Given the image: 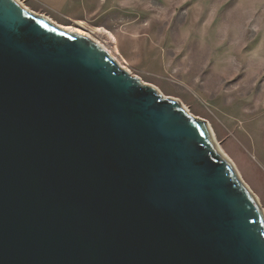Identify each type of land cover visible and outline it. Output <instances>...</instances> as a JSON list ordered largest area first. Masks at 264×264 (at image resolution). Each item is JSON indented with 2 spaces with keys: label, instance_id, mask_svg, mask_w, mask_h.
I'll return each instance as SVG.
<instances>
[{
  "label": "water",
  "instance_id": "95a60500",
  "mask_svg": "<svg viewBox=\"0 0 264 264\" xmlns=\"http://www.w3.org/2000/svg\"><path fill=\"white\" fill-rule=\"evenodd\" d=\"M0 264H264V212L203 120L0 0Z\"/></svg>",
  "mask_w": 264,
  "mask_h": 264
},
{
  "label": "rangeland",
  "instance_id": "374dc122",
  "mask_svg": "<svg viewBox=\"0 0 264 264\" xmlns=\"http://www.w3.org/2000/svg\"><path fill=\"white\" fill-rule=\"evenodd\" d=\"M203 120L264 212V0H17Z\"/></svg>",
  "mask_w": 264,
  "mask_h": 264
},
{
  "label": "bare ground",
  "instance_id": "6f19581e",
  "mask_svg": "<svg viewBox=\"0 0 264 264\" xmlns=\"http://www.w3.org/2000/svg\"><path fill=\"white\" fill-rule=\"evenodd\" d=\"M62 27V26H61ZM63 28L64 29H66V30H68V31H73V32H76V33H80V34H82V35H85V36H87L88 34H86L83 30H81V29H79V28H72V27H65V26H63ZM88 37V36H87ZM207 125V124H206ZM208 126V125H207ZM209 128V127H208ZM210 134H211V136H212V140H214V137H213V134H212V132H211V130H210ZM214 144H215V140H214ZM215 146H216V144H215ZM217 148V147H216ZM218 151H219V149H218ZM220 153H221V151H219ZM222 154V153H221ZM223 155V154H222ZM224 156V155H223ZM225 157V156H224ZM227 159V158H226Z\"/></svg>",
  "mask_w": 264,
  "mask_h": 264
}]
</instances>
